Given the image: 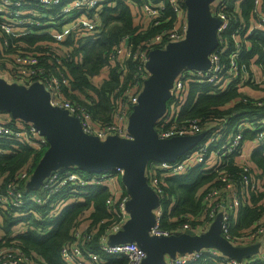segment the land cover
<instances>
[{
    "label": "built area",
    "instance_id": "2783aa9c",
    "mask_svg": "<svg viewBox=\"0 0 264 264\" xmlns=\"http://www.w3.org/2000/svg\"><path fill=\"white\" fill-rule=\"evenodd\" d=\"M213 0L210 11L218 17L216 27L217 45L208 54L206 69L185 67L174 77L170 97L162 115L157 118L154 129L159 138L191 135L207 131L206 139L171 161L150 160L145 168L148 184L159 197L153 209L154 223L149 227L150 236H170L192 230L195 234L208 231L213 221L220 218V235L235 248L253 247L241 259L230 257L215 247L164 255V264H264V196L258 198L260 213L246 229H235L239 207L252 205L251 194L259 197L264 193V178L253 164L251 152L264 146V117H242L236 122L234 132L226 131V119L217 124L202 127L200 119L180 118L179 113L187 100V88L193 83L207 85L211 92L220 94L236 90L240 98L235 102L251 104L262 109L264 116V0ZM112 0H0V77L7 83L20 84L28 88L33 82L41 83L49 94L52 106L64 109L76 118L84 133L105 140L109 136L131 139L127 129L128 117L137 103L138 95L148 77L145 68L148 52L164 48L170 42L180 41L187 31L185 0H168L174 14L171 28L162 30L149 39L139 51H133L128 37H123L112 56L123 68L126 59L137 62V80L123 92L111 119L104 123L95 122L90 112L79 100L67 96L72 92L68 68L62 59H68L76 41L81 36H96L101 31L102 8L112 5ZM164 10V0L150 5L144 2L138 13L143 21L157 18ZM26 35L46 36L49 39L34 44L22 42ZM70 37L71 44L64 42ZM72 58L79 62L81 54ZM78 99H83L77 93ZM229 103L226 108L233 106ZM253 130L255 136L246 142L244 130ZM250 144V152L245 148ZM21 145L32 148V158L42 154L49 144L45 136L32 122L0 111V155L14 153ZM40 156V157H41ZM231 163V169L228 165ZM202 165L204 172L215 175L214 185H206L202 197V211L188 212L175 216L167 215L169 222H178L172 228L161 226L166 198L163 190L167 176L181 175L193 167ZM34 170V169H33ZM30 163L14 172L0 171V226L3 211L14 217L28 214L41 220V211L28 208V203L45 206L44 215L58 216L69 200L88 185L106 187L108 196L104 199L107 219L104 232L97 238L98 249L114 258L125 259V264H141L145 251L132 242L110 243L109 236L122 230L129 219L126 204L130 194L123 187L122 167L115 166L99 172L84 174L76 167L63 166L50 172L39 187H28L33 175ZM173 202L169 203V208ZM29 226L22 219L11 229L0 244V264H40L33 252H28L17 239ZM91 232L80 227L71 231V239L59 249L60 258L67 264H101L99 254L90 250L87 242Z\"/></svg>",
    "mask_w": 264,
    "mask_h": 264
},
{
    "label": "trees",
    "instance_id": "16d2710c",
    "mask_svg": "<svg viewBox=\"0 0 264 264\" xmlns=\"http://www.w3.org/2000/svg\"><path fill=\"white\" fill-rule=\"evenodd\" d=\"M113 4L102 8L101 31L96 36H81L71 51L68 59H62L68 68L71 79L72 92L67 96L77 99L90 112L92 119L98 123L109 121L124 99L123 92L137 80V62L128 58L123 68L112 58L116 47L123 37H128L133 51H139L145 43L159 34L162 30L171 28L174 24V14L168 0H164V10L155 19L143 21L138 13L139 6L144 2L150 5L162 0H112ZM247 10L251 7L250 1L243 3ZM49 39L46 36L26 35L19 38L22 42L34 44ZM70 45V37L64 42ZM81 54V60L75 61L72 56ZM264 65V58L262 57ZM77 93L83 99L77 98ZM240 98L236 90H228L214 94L207 85L193 83L189 86V94L183 105L180 118H196L202 122V127L217 124L220 118L226 119V131L234 132L236 122L242 117H264L262 109H256L251 104L235 102ZM234 102L233 106H226ZM207 131L203 139L209 136ZM255 136L253 130H244L243 138L251 140ZM202 139V140H203ZM201 140V141H202ZM32 148L21 145L14 153L0 155V171H8L11 176L14 172L30 163L33 170L41 154L32 158ZM253 164L261 171L264 178V146L255 149L250 155ZM228 169L233 168L231 163ZM84 174H88L84 171ZM215 175L204 172L202 165L193 167L181 175L167 176L164 179L163 190L166 198L162 201L163 216L161 226L172 228L178 222H169L167 215L175 216L188 212L197 214L202 211L201 197L208 184L214 185ZM108 196L106 187L88 185L81 188V192L70 199L62 212L56 217L44 215L45 206H35L28 203V208L41 211V220L35 219L32 214L16 218L12 213L3 211L0 232L9 235L11 229L17 227L22 219L28 220L29 226L24 233L17 235V239L28 252H33L40 260V264H67L59 255L60 246L71 239L74 227H80L85 232H91L87 242L90 250L99 254L101 264H125V259L114 258L98 249L97 238L104 232L105 224L99 220L107 219L108 214L104 207V199ZM259 197L251 194L252 205L242 204L237 217V229H246L257 218L261 205L257 203ZM173 202L169 208V203ZM5 236L0 237V244Z\"/></svg>",
    "mask_w": 264,
    "mask_h": 264
},
{
    "label": "water",
    "instance_id": "95a60500",
    "mask_svg": "<svg viewBox=\"0 0 264 264\" xmlns=\"http://www.w3.org/2000/svg\"><path fill=\"white\" fill-rule=\"evenodd\" d=\"M212 2L185 0V37L148 52L145 68L149 74L128 117L131 139L109 136L102 141L88 135L76 118L50 104L49 94L41 83L35 81L26 88L7 83L0 77V111L32 122L49 144L33 170L28 187H39L50 172L63 166L87 173L122 167V184L130 194L126 204L129 219L122 230L109 236V240L110 243L136 242L146 254L141 264H164L165 254L173 256L177 252L204 247H215L237 259L254 252L253 247L235 248L222 238L219 216L203 234L197 235L192 230L170 236L148 234L159 197L147 182V163L174 160L204 137L201 132L159 138L154 125L166 108L177 73L185 67L206 69L209 66L208 54L217 45L215 30L219 23L218 17L210 11Z\"/></svg>",
    "mask_w": 264,
    "mask_h": 264
},
{
    "label": "crops",
    "instance_id": "0c3cea01",
    "mask_svg": "<svg viewBox=\"0 0 264 264\" xmlns=\"http://www.w3.org/2000/svg\"><path fill=\"white\" fill-rule=\"evenodd\" d=\"M245 148L248 150V149H250V144H246V146H245ZM2 233H4V232H0V234H2Z\"/></svg>",
    "mask_w": 264,
    "mask_h": 264
},
{
    "label": "rangeland",
    "instance_id": "374dc122",
    "mask_svg": "<svg viewBox=\"0 0 264 264\" xmlns=\"http://www.w3.org/2000/svg\"><path fill=\"white\" fill-rule=\"evenodd\" d=\"M188 91H189V88H187V92H188ZM250 150H251V148H250V149H248L247 151H248V152H250Z\"/></svg>",
    "mask_w": 264,
    "mask_h": 264
}]
</instances>
